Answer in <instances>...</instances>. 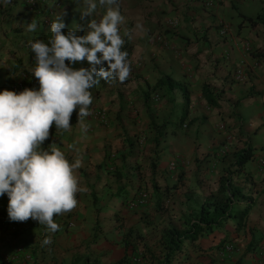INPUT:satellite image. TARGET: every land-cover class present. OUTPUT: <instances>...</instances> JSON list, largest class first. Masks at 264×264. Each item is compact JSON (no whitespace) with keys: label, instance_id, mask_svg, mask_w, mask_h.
Wrapping results in <instances>:
<instances>
[{"label":"crops","instance_id":"1","mask_svg":"<svg viewBox=\"0 0 264 264\" xmlns=\"http://www.w3.org/2000/svg\"><path fill=\"white\" fill-rule=\"evenodd\" d=\"M23 1L0 0L3 14L0 17V90L8 89L9 81L5 80V72L10 71L8 62L17 61L19 66L31 70L35 67L29 61L23 42L31 37L46 42L51 36L50 30L43 26L41 15L31 11ZM48 1L45 0L46 7L54 12V19L75 6L74 18L80 17L82 6L86 7L83 0H61L57 8ZM204 1L119 0L125 17L120 30L132 47L129 57L132 71L124 83L116 81L103 90H90L93 103L89 109H106L107 126H99L93 119L84 117L88 125L84 131L77 123L76 109L70 118V130H57L55 124L50 128L49 136L56 137L55 146L60 147L69 160L82 158L78 175L81 186L87 188L86 192L77 194L78 204L71 212L54 216V219L58 221L68 214L87 211L80 206L88 203L86 194H90L97 183L113 174L110 164L115 162V151L122 153L124 159L134 155L133 146L145 129L148 131L142 114L146 104L143 90L155 87L161 77L169 78L198 95L197 101L189 107L188 119L193 125L190 139L207 142L226 137L249 145L252 157L239 174L240 185L234 184L244 195L239 203H251V209L245 227L235 231L233 221H229L232 228L226 234L238 245L239 264H264V165L257 161L264 157V0H213L211 8L206 7ZM100 8L103 15L105 6ZM11 13L14 16H10ZM258 15H262V21L251 23L248 20ZM171 17H176L178 24L166 29L165 21ZM33 19L37 21V29L27 32L25 24ZM125 32L129 35L125 36ZM157 35L166 39L170 48L163 49ZM203 90L213 98L215 106L207 103ZM134 109L140 112L138 116ZM42 147L47 148L48 144L44 141ZM116 170L114 167V173ZM251 181L256 188L246 197L243 191H248L246 182ZM7 205L5 194L0 197V216L5 220L0 225V264H45L46 248L39 234L42 225L32 219L11 222ZM199 208L197 206V210ZM181 217L188 216L180 215L177 219ZM57 233L50 232V235L57 236ZM203 237L195 246L200 245ZM189 247L191 243L184 249ZM28 253L32 254L30 262L24 257Z\"/></svg>","mask_w":264,"mask_h":264},{"label":"rangeland","instance_id":"2","mask_svg":"<svg viewBox=\"0 0 264 264\" xmlns=\"http://www.w3.org/2000/svg\"><path fill=\"white\" fill-rule=\"evenodd\" d=\"M56 1L61 2V0L48 2L53 4ZM23 2L26 4L25 0ZM39 5H44L46 11L40 6L29 9L40 14L43 26L50 30V25L45 22L47 16L45 12L49 10L47 4L41 2ZM75 7L61 12L66 13L63 15L67 25L63 29L65 33L69 28L77 27L71 22ZM100 7L92 18L97 20L101 18ZM10 16H14L13 13ZM0 17H3L1 12ZM76 18L82 25V29L78 28V34L82 35L90 17ZM51 20L53 21L52 17ZM33 40L34 37L26 39L23 42L24 48L25 44ZM161 45L163 49L170 48L166 39ZM25 50L30 63L35 65L31 59L33 54L31 50L26 48ZM19 65L21 64L17 61L8 62L10 71L5 72V80L9 81L10 90L12 84L27 79L29 72H32L29 67ZM15 67L16 69L12 71ZM187 90L192 104L193 101H197L198 95ZM155 93L158 94L156 99L152 95ZM142 95L146 103L142 108V114L148 131L145 129V133L139 137V142L137 140L136 145L134 144V155L131 157L124 159L122 153L114 152L115 162L110 164L112 167L110 171L113 174L97 183L90 194H86L88 203L80 206L87 211H82L81 214L79 212L74 215L68 214L56 221L60 226L54 233L59 232L57 236L50 235V231L42 225L40 239L43 240L46 236L52 239L50 245H45V264H74L75 261H78L75 264L84 261H88L89 264L93 262L117 264L119 260L122 261L121 264H148L142 256L144 248L156 251L165 225L178 226L177 218L180 215H193L197 206L216 192L218 180L235 160V154L249 147L246 142H235L226 137L207 142L192 140L190 135L193 125L174 127L173 117L180 111L183 100L179 89L167 91L152 86L144 89ZM134 112L137 116L140 113L136 109ZM173 161L175 166L173 170H169V164ZM114 167L122 173L120 178L114 175ZM239 179L240 176L234 178L236 183H239ZM246 184L249 189L243 192L249 197V193H253L256 188L255 182ZM124 189L129 192V201L121 206L118 201L120 199L116 196ZM158 198L162 201H158ZM231 228L232 223L228 222L221 229L209 233L199 242L200 247L196 246V249L189 247L183 254L175 257L171 264L225 263L226 257L220 255L218 251L210 250L209 245L218 242ZM233 239L229 241L234 245L232 259H229L227 264H239L240 261L238 245ZM187 250L191 251L188 253Z\"/></svg>","mask_w":264,"mask_h":264},{"label":"clouds","instance_id":"3","mask_svg":"<svg viewBox=\"0 0 264 264\" xmlns=\"http://www.w3.org/2000/svg\"><path fill=\"white\" fill-rule=\"evenodd\" d=\"M83 4L81 18L90 19L82 35L76 26L62 31L67 27L66 13L54 19L50 10L51 36L46 42H29L35 59L31 73L39 87L0 90V197H8L11 222L32 219L52 233L60 227L54 216L71 212L78 204L77 194L87 188L81 186L78 175L82 158L69 160L56 143L42 147L50 128L55 124L57 130H70V118L78 109L77 123L87 131L82 118L90 115V90L102 79L124 83L132 71L128 52L123 50L125 39L120 29L125 17L119 0H83ZM98 5L106 8L99 20L92 18ZM25 29L35 32L37 21L26 23ZM85 60L87 67H74ZM51 243L50 236L41 242L42 246Z\"/></svg>","mask_w":264,"mask_h":264},{"label":"trees","instance_id":"4","mask_svg":"<svg viewBox=\"0 0 264 264\" xmlns=\"http://www.w3.org/2000/svg\"><path fill=\"white\" fill-rule=\"evenodd\" d=\"M248 20L251 23L262 21V15H258L254 19L248 18ZM71 22L72 25H77L79 29H82L80 21L77 20V18H74V16ZM123 50L128 52L129 60L132 47L126 39ZM82 66H88L86 60L78 62L76 65H74L76 68ZM15 69L16 67L13 68L12 71ZM116 81L117 80L104 81L102 79L100 83L93 89L97 91L105 89ZM155 87H164V89L167 91H172L174 88L181 90L183 100L180 104V111L173 117L174 127L177 125H180V127L183 125L186 127H191L192 120L187 121L190 106V96L188 90L185 87L181 88L175 82H171L169 78L164 77H161L159 80H157ZM203 95L209 105L215 106L213 98L209 95V93H206V90H203ZM251 157L252 153L249 148L239 152L233 163L228 168H226L223 174L220 176L216 192L212 193L209 198L205 199L199 206L200 208L195 211L193 215L178 219V221L180 220L178 226L174 224L165 225L160 234L158 249L156 251H152L149 248H144L142 252V256L146 259L148 264H171L175 257L183 254V251L186 250L184 248L188 246V243H191L194 249H196V246L198 248L199 245L197 244L195 246V244L199 238L203 237L204 235L206 236L215 230L221 229L229 221H233L235 231H240L245 227L247 217L251 209V203H246L244 205L239 203L244 195L242 193V189H239L234 184L236 183L234 178L239 176L245 163H247ZM114 175L120 178L122 173L119 170H116ZM128 194V190L124 189L116 196V198L120 199L118 201H120L121 206L128 203ZM158 201H162V199L158 198ZM119 209H121V207ZM230 240L231 238L225 234L209 249L213 248L219 253ZM75 263H78V261H75L74 264ZM121 263V260L117 262V264ZM79 264L89 263L88 261H84L80 262ZM93 264L96 263L93 262Z\"/></svg>","mask_w":264,"mask_h":264},{"label":"built area","instance_id":"5","mask_svg":"<svg viewBox=\"0 0 264 264\" xmlns=\"http://www.w3.org/2000/svg\"><path fill=\"white\" fill-rule=\"evenodd\" d=\"M25 2H26V5L32 9V8H38L40 6L39 4L41 2H45V0H39V1L38 0H25ZM54 3H55V7H59L61 4L60 1H56ZM204 4L206 5V7L211 8L214 4V1L213 0H205ZM43 7H44L43 5L40 6V8H42V9H43ZM45 13L47 15L45 17V22L47 24L51 25V22H52L51 15L53 12L48 10V12H45ZM165 23H166V28L173 29L174 27L177 26L178 19L176 17L167 18ZM224 31H225V29H223L221 32L224 33ZM156 38L159 42L163 41V39L160 35H157ZM25 48L27 50H31L29 47V42L27 44H25ZM31 59L35 63L34 54H32ZM29 73L30 74H29L27 79L21 80V81L17 82L16 84H12L11 90H16L17 92H19V91H22L24 88H38L39 87L38 80L32 76L31 72H29ZM152 95H153L154 99L158 98V94L155 93ZM89 111H90V115L88 116V118L93 119V121L97 125H99V126H107L108 125L109 119H108V114H107L106 109L101 108V107L100 108L99 107H92L89 109ZM74 114H75V110L73 111L72 116H74ZM45 142L49 145L52 143H57V140H56V137L49 136V138ZM257 161L260 165H264V157L258 158ZM174 166H175V163L173 161L169 164V167H168L169 170H173ZM4 222H5V220H3V217L0 216V225L2 226L4 224ZM70 225L72 226V224H70ZM233 250H234V245L230 242L227 243L223 247L222 251L220 252V255L221 254L224 255L227 260L225 263H222V264H227L228 260L232 259ZM24 257L29 262L32 261V256L30 253L24 254Z\"/></svg>","mask_w":264,"mask_h":264}]
</instances>
